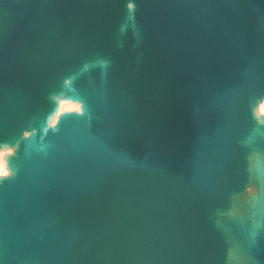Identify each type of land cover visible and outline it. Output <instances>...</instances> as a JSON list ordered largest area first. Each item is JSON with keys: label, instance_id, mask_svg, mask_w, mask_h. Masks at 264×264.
Masks as SVG:
<instances>
[{"label": "water", "instance_id": "water-1", "mask_svg": "<svg viewBox=\"0 0 264 264\" xmlns=\"http://www.w3.org/2000/svg\"><path fill=\"white\" fill-rule=\"evenodd\" d=\"M263 103L264 0H0V264H264Z\"/></svg>", "mask_w": 264, "mask_h": 264}, {"label": "bare ground", "instance_id": "bare-ground-1", "mask_svg": "<svg viewBox=\"0 0 264 264\" xmlns=\"http://www.w3.org/2000/svg\"><path fill=\"white\" fill-rule=\"evenodd\" d=\"M69 111H77L79 113H82L81 106L79 104H69V103H62L61 106V112H69ZM264 113V103L259 108V114ZM57 118L55 119L54 123L56 122ZM10 154H13L12 150H9L7 152H1L0 151V177L8 176L9 172L7 170V164H6V157ZM256 190L255 188L249 189L250 195H255ZM260 195V192L256 195L257 197Z\"/></svg>", "mask_w": 264, "mask_h": 264}, {"label": "rangeland", "instance_id": "rangeland-1", "mask_svg": "<svg viewBox=\"0 0 264 264\" xmlns=\"http://www.w3.org/2000/svg\"><path fill=\"white\" fill-rule=\"evenodd\" d=\"M69 104H74V103H69ZM258 114H259V110H258ZM259 115H264V113H261V114H259Z\"/></svg>", "mask_w": 264, "mask_h": 264}]
</instances>
